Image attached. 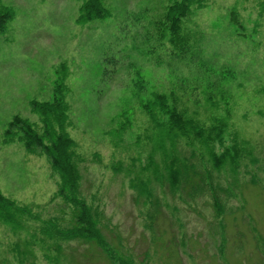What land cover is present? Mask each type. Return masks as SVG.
I'll list each match as a JSON object with an SVG mask.
<instances>
[{
  "label": "rangeland",
  "instance_id": "1",
  "mask_svg": "<svg viewBox=\"0 0 264 264\" xmlns=\"http://www.w3.org/2000/svg\"><path fill=\"white\" fill-rule=\"evenodd\" d=\"M82 1L0 0L13 11L0 32V190L29 208L0 219V264H115L94 242L52 236L73 223L58 175L44 154L4 136L15 115L41 131L30 101L50 100L61 82L80 195L102 212L116 257L264 264V0H206L183 22L182 56L161 23L168 0H103L107 17L78 24ZM153 92L205 127L224 119L223 145L213 148L245 142L237 166L216 167L192 135H163L142 107ZM175 158L196 167L200 189L171 190L165 165Z\"/></svg>",
  "mask_w": 264,
  "mask_h": 264
},
{
  "label": "trees",
  "instance_id": "2",
  "mask_svg": "<svg viewBox=\"0 0 264 264\" xmlns=\"http://www.w3.org/2000/svg\"><path fill=\"white\" fill-rule=\"evenodd\" d=\"M206 0H168L161 23L168 33V41L174 51L182 56L189 49L188 39L183 36V22L196 8H203ZM109 11L103 0H83L78 8L76 22L85 24L95 19H104ZM13 17V11L8 6L0 4V32L6 30L8 21ZM243 35L242 33H240ZM63 68V67H62ZM229 72H226L228 74ZM227 76V75H225ZM142 87L138 89L140 91ZM65 85L57 83L53 88V95L50 100L30 101L31 111L38 115L41 123V131L26 118L18 115L7 124L4 136L8 142L20 141L28 152H39L49 160L51 169L58 175L56 195L61 197L72 208L73 223L65 229H52V236L58 234L64 240L82 239L94 242L107 256L110 261L116 264H134L130 257H116L106 241L100 229V217L102 212L93 208L80 195L79 171L74 160L75 142L66 131L69 125V105L64 98ZM144 111L150 120L161 128V133L170 139L181 136L192 135L197 139L210 155L214 165L217 167L225 160H230L232 165L237 166V161L246 151L240 144L245 142L236 141L230 147H224L217 154L213 145L218 142L223 145V133L226 127L224 119L220 118L217 123L208 127L203 126L196 119L186 116L176 106L175 99L169 101L164 93L153 92L151 97L142 102ZM247 152V151H246ZM166 179L171 190L181 184H191L194 189H200L203 178L192 164H185L179 159H171L166 162ZM158 173V171H155ZM139 193L152 198V191L144 184H139ZM195 191V190H194ZM214 199L213 207L216 215L222 213V205ZM153 203H155L153 201ZM155 206V205H154ZM29 208L18 205L13 199L6 197L0 190V219L11 223L18 216L28 211ZM157 207L149 214V225L151 228ZM32 216V215H30ZM48 227L44 230L48 231Z\"/></svg>",
  "mask_w": 264,
  "mask_h": 264
}]
</instances>
